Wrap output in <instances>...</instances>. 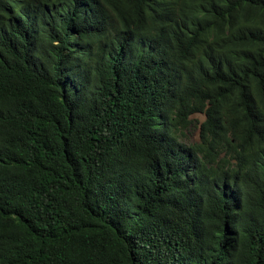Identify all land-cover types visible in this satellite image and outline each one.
<instances>
[{
  "label": "trees",
  "instance_id": "obj_1",
  "mask_svg": "<svg viewBox=\"0 0 264 264\" xmlns=\"http://www.w3.org/2000/svg\"><path fill=\"white\" fill-rule=\"evenodd\" d=\"M0 264H264V0H0Z\"/></svg>",
  "mask_w": 264,
  "mask_h": 264
},
{
  "label": "rangeland",
  "instance_id": "obj_2",
  "mask_svg": "<svg viewBox=\"0 0 264 264\" xmlns=\"http://www.w3.org/2000/svg\"><path fill=\"white\" fill-rule=\"evenodd\" d=\"M195 116L198 117L199 121H201L204 118L202 114H197ZM190 137L196 139L197 131L195 128H192V130L190 131Z\"/></svg>",
  "mask_w": 264,
  "mask_h": 264
}]
</instances>
